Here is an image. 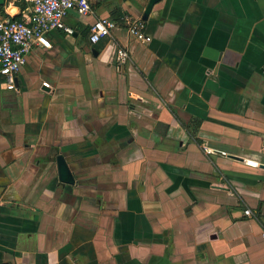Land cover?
<instances>
[{"label": "crops", "instance_id": "0c3cea01", "mask_svg": "<svg viewBox=\"0 0 264 264\" xmlns=\"http://www.w3.org/2000/svg\"><path fill=\"white\" fill-rule=\"evenodd\" d=\"M146 2L68 12L0 80V264H264V0H161L143 42Z\"/></svg>", "mask_w": 264, "mask_h": 264}, {"label": "built area", "instance_id": "2783aa9c", "mask_svg": "<svg viewBox=\"0 0 264 264\" xmlns=\"http://www.w3.org/2000/svg\"><path fill=\"white\" fill-rule=\"evenodd\" d=\"M97 0H25L28 7L23 9L17 19H10L6 12L0 14V80L6 90L16 91V77L25 64L27 54L39 47L42 38L51 31H61L65 35L73 34L72 28L65 25L64 18L70 11L81 15L91 13L90 3ZM124 26L129 35L143 42L149 38L144 33L142 21L124 19ZM114 24L108 20L98 19L87 30V42L96 44L102 38L109 36ZM128 52L122 48L116 49L114 62L117 67L126 64ZM207 154H223L213 149L204 148ZM248 166L255 167L257 163L244 161ZM248 216L249 211L245 210Z\"/></svg>", "mask_w": 264, "mask_h": 264}, {"label": "water", "instance_id": "95a60500", "mask_svg": "<svg viewBox=\"0 0 264 264\" xmlns=\"http://www.w3.org/2000/svg\"><path fill=\"white\" fill-rule=\"evenodd\" d=\"M160 1L161 0H147L145 7L141 13L140 20L145 21L152 7ZM3 4H4V0H0V7H2ZM5 12L7 13L8 17L12 20L19 15V9L16 7L6 6ZM55 167H56V176L59 183L64 185H72L74 183L71 171L61 155L56 156Z\"/></svg>", "mask_w": 264, "mask_h": 264}, {"label": "trees", "instance_id": "16d2710c", "mask_svg": "<svg viewBox=\"0 0 264 264\" xmlns=\"http://www.w3.org/2000/svg\"><path fill=\"white\" fill-rule=\"evenodd\" d=\"M0 10H1V7H0ZM18 17H15L14 19H17Z\"/></svg>", "mask_w": 264, "mask_h": 264}]
</instances>
